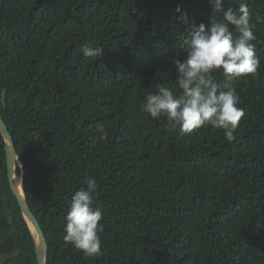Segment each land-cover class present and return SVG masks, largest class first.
Instances as JSON below:
<instances>
[{
    "label": "trees",
    "instance_id": "trees-1",
    "mask_svg": "<svg viewBox=\"0 0 264 264\" xmlns=\"http://www.w3.org/2000/svg\"><path fill=\"white\" fill-rule=\"evenodd\" d=\"M239 2L260 67L233 81L214 72L245 112L229 142L222 129L185 133L144 111L158 85L176 91L172 59H186L190 33L177 7L207 26L223 15L207 0H0V113L46 264H264V0H225L224 10ZM86 43L104 56L85 57ZM7 150L0 131V264H38ZM88 178L103 211L98 257L64 240L69 201Z\"/></svg>",
    "mask_w": 264,
    "mask_h": 264
},
{
    "label": "clouds",
    "instance_id": "clouds-1",
    "mask_svg": "<svg viewBox=\"0 0 264 264\" xmlns=\"http://www.w3.org/2000/svg\"><path fill=\"white\" fill-rule=\"evenodd\" d=\"M207 3L212 12L223 13L221 19L211 18L207 26L190 22L188 13L177 7L178 23L190 28V33L183 41L186 59H172L176 91L158 85V92L146 96L144 111L152 119L166 118L172 129L179 127L185 133L205 126L222 129L231 142L245 112L239 106L236 87L226 84L221 90L214 72L222 70L229 81L257 72L260 58L253 43L257 39L256 25L245 2H239L235 10L232 7L224 10L225 0H207ZM234 32L238 35L234 36ZM80 50L85 57L104 56L103 47L91 43L82 45ZM96 131L101 139L107 137L103 124H97ZM98 190L97 181L88 178L86 187L71 196L65 217L64 240L88 257L102 255L103 211L95 203Z\"/></svg>",
    "mask_w": 264,
    "mask_h": 264
},
{
    "label": "water",
    "instance_id": "water-1",
    "mask_svg": "<svg viewBox=\"0 0 264 264\" xmlns=\"http://www.w3.org/2000/svg\"><path fill=\"white\" fill-rule=\"evenodd\" d=\"M0 131L2 132L5 140H6V144L8 147L7 150V168H8V175H9V180H10V184L13 190V193L15 194L19 205L22 209L23 215L25 217V219L27 220L31 231L33 232V234H36L39 238L40 241L42 243V249L39 251L37 249V253H38V264H46V256H47V251H48V246H47V241L46 238L43 234V231L40 227V224L37 220V218L35 217V215L32 213L27 201H26V197H25V193H24V198L21 197L20 192L18 190L17 187V165H19L21 171L23 170V166L20 162V159L18 157V154L16 152V147L13 141V138L11 136V134L9 133L8 127L5 124L3 117L0 113ZM21 177L23 180V173L21 172ZM35 237V235H34Z\"/></svg>",
    "mask_w": 264,
    "mask_h": 264
},
{
    "label": "bare ground",
    "instance_id": "bare-ground-1",
    "mask_svg": "<svg viewBox=\"0 0 264 264\" xmlns=\"http://www.w3.org/2000/svg\"><path fill=\"white\" fill-rule=\"evenodd\" d=\"M17 187H18V190L20 192V195L22 198H24V190H23V183H22V177H21V174H18V170H17ZM35 235V238H36V242H37V249L40 251L42 249V243L40 241V238L36 235Z\"/></svg>",
    "mask_w": 264,
    "mask_h": 264
},
{
    "label": "rangeland",
    "instance_id": "rangeland-1",
    "mask_svg": "<svg viewBox=\"0 0 264 264\" xmlns=\"http://www.w3.org/2000/svg\"><path fill=\"white\" fill-rule=\"evenodd\" d=\"M18 174H19V172H18ZM36 239V238H35ZM36 246H37V242H36Z\"/></svg>",
    "mask_w": 264,
    "mask_h": 264
}]
</instances>
